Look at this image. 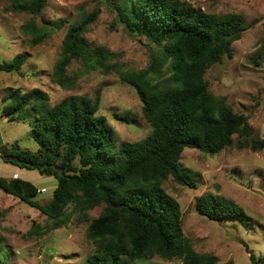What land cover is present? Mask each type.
Here are the masks:
<instances>
[{
    "label": "trees",
    "instance_id": "16d2710c",
    "mask_svg": "<svg viewBox=\"0 0 264 264\" xmlns=\"http://www.w3.org/2000/svg\"><path fill=\"white\" fill-rule=\"evenodd\" d=\"M47 1L7 0V8L37 16ZM110 3L128 34L145 36L161 46L146 66L126 68L117 52L90 44L85 31L97 18L99 7L73 21L64 17L39 24L32 17L21 30L34 45L68 22L52 80L71 88L90 69L115 71L139 95L142 113L151 125L149 133L118 143L106 116L97 113L99 89L94 97L71 93L51 103L40 87L11 88L3 96L0 115L26 122L37 147L30 150L4 143L0 157L53 175L57 184L45 205L36 199L37 186L24 177L0 175V188L46 213L47 229L65 224L72 215L87 220L86 237L94 248L83 264H129L154 254L167 260L178 258L183 264H235L232 259L217 262L212 254L193 247L182 230L180 203L166 191L163 181L171 174L177 182L196 187V173L179 162L185 146L207 153L233 144L255 151L264 148V137L253 136L246 115L213 94L204 78L209 66L224 56L232 57V42L246 28L244 17L237 12L210 13L186 0ZM26 57L19 52L0 59V71L19 70ZM73 60H81L83 68L70 72ZM114 114L129 121L127 113ZM95 206L101 209L91 216ZM194 208L217 220L247 221L243 207L220 193L202 192ZM250 257L255 260L253 253ZM9 259L0 235V264H9Z\"/></svg>",
    "mask_w": 264,
    "mask_h": 264
},
{
    "label": "rangeland",
    "instance_id": "374dc122",
    "mask_svg": "<svg viewBox=\"0 0 264 264\" xmlns=\"http://www.w3.org/2000/svg\"><path fill=\"white\" fill-rule=\"evenodd\" d=\"M186 1L210 13L237 12L244 17L246 28L232 42V57L224 56L221 61L213 63L206 69L204 78L213 94L222 96L227 106L246 115L253 136L264 137V0ZM110 2L48 0L40 13L33 16L9 10L7 0H0V59L7 60L19 52L27 54L19 70L0 71V111L3 96L14 87L23 90L40 87L47 91L51 103L71 93L94 97L99 89L101 97L97 113L106 116L118 143L137 140L149 133L151 125L142 113L139 95L115 71L90 69L71 88L52 80L51 72L68 22L34 45L21 30L22 24L32 17L39 24L64 17L73 21L99 7L97 18L85 31L90 44H102L117 52L119 62L126 68L146 66L152 54L160 52L161 46L145 36L128 34L115 19ZM81 68V60H73L68 66L70 72ZM114 112L127 113L129 121L118 119ZM4 143H14L30 150L37 147L26 122L8 120L0 115V145ZM179 162L196 173V187L177 182L171 174L163 181V186L180 203L182 230L193 247L212 254L217 262L232 259L235 264H264V148L255 151L233 144L215 153H207L185 146ZM0 175L29 179L39 189L36 199L42 205L48 202L57 184L53 175L41 174L37 169L21 167L1 157ZM207 191L234 199L243 207L246 223L237 218L217 220L199 214L194 201ZM100 209L101 206H95L89 213L96 215ZM48 221L40 208L0 188V235L10 252L9 264H83L94 248L86 237L88 221L72 215L65 224L47 229ZM251 253L255 260L250 257ZM129 264L183 263L178 258L167 260L154 254L132 259Z\"/></svg>",
    "mask_w": 264,
    "mask_h": 264
}]
</instances>
